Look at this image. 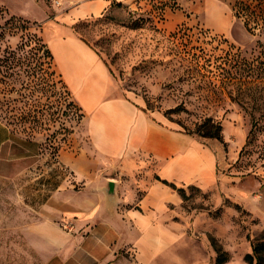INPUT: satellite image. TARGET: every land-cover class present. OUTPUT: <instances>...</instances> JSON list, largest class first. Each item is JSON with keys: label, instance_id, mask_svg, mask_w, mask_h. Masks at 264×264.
I'll use <instances>...</instances> for the list:
<instances>
[{"label": "rangeland", "instance_id": "rangeland-1", "mask_svg": "<svg viewBox=\"0 0 264 264\" xmlns=\"http://www.w3.org/2000/svg\"><path fill=\"white\" fill-rule=\"evenodd\" d=\"M85 1L0 0V123L11 134L0 156L30 155L19 165H0V264H49L32 246L30 226L49 221L40 209L50 193L52 152L57 160L63 152L94 159L79 105L55 67L47 70L32 38L45 42L57 18ZM120 1L72 26L109 68L115 94L143 97L148 111L182 134L206 117L222 125L221 141L186 134L213 154L214 171L199 169L194 182L178 185L185 191L177 208L182 236L156 264H215L210 236L229 257L223 264H248L251 242L264 240V131L245 145L250 116L229 98L218 64L237 50L257 55L264 36L252 21L246 28L247 18L233 9L236 0H176L163 10L149 0ZM213 13L216 26L208 21ZM41 73L49 85L39 83ZM178 105L172 119L164 115ZM69 170L59 169L53 182L79 189ZM61 226L75 231L71 219Z\"/></svg>", "mask_w": 264, "mask_h": 264}, {"label": "crops", "instance_id": "crops-1", "mask_svg": "<svg viewBox=\"0 0 264 264\" xmlns=\"http://www.w3.org/2000/svg\"><path fill=\"white\" fill-rule=\"evenodd\" d=\"M110 4L87 0L57 18L52 35H45L54 67L81 108L94 154L93 160L59 155L80 188L59 183L40 209L49 221L30 226L32 246L49 264H156L182 236V197L156 177L178 186L194 182L199 169L214 171L213 154L167 128L143 97L115 94L117 83L105 62L73 32L77 20L100 15ZM10 137L0 123V152ZM28 157L0 156V165H19ZM66 218L74 232L61 226Z\"/></svg>", "mask_w": 264, "mask_h": 264}, {"label": "trees", "instance_id": "trees-1", "mask_svg": "<svg viewBox=\"0 0 264 264\" xmlns=\"http://www.w3.org/2000/svg\"><path fill=\"white\" fill-rule=\"evenodd\" d=\"M149 1L153 6L161 10L164 9L168 2H176V0ZM114 5L121 6L122 1L112 0L110 6L112 7ZM233 9L238 16L242 15L247 18L244 24L248 30H250L249 22L252 21L254 22L255 27L258 28L260 35L264 36V0H252V3H248L246 0H236L235 7H233ZM76 26L77 24L73 25L74 30H76ZM21 27L26 28V24H22ZM32 38L39 46L38 49L43 50V54L48 60L46 65L47 70L53 69V55L46 42H44L37 34H32ZM22 45L28 46V44L24 42L22 43ZM257 47L258 54L251 58L241 56L240 52H238L237 50V52L229 53L228 56L226 58H223V60H221V62L218 64V67L221 70V81L224 88L227 89L229 98L231 99V101L238 103L250 116L251 127L248 132L245 145L252 144L256 134L264 131V40H258ZM44 72L48 76L49 74L51 76L55 75L54 70H51V72H47L45 70ZM38 80L39 83L49 85V82H47L48 80H46V77L43 73L38 76ZM65 87L67 86L65 85ZM179 109L180 105L176 106L173 109L166 110L164 112V115L169 119H172V113L179 111ZM79 111L81 113V116L83 117L81 108H79ZM184 133L197 135L204 138H214L220 141L223 139L222 125L219 121L213 119L212 117L204 118L203 120L195 124L193 130L185 129ZM57 156L58 153L54 151L52 152L50 158V191L57 188V186L59 185V181L53 182L52 180L56 179L59 175V169L62 171L69 170V168L59 164ZM70 172L72 174V171ZM156 178L167 184L171 188L175 189L181 195V197L184 198L185 191L182 187H179L176 184L165 179H161L158 176ZM209 240L217 253L215 264H223L228 261L229 257L227 253L221 248L215 237L210 236ZM244 260L248 264H264V240L252 241L251 252L244 255Z\"/></svg>", "mask_w": 264, "mask_h": 264}, {"label": "bare ground", "instance_id": "bare-ground-1", "mask_svg": "<svg viewBox=\"0 0 264 264\" xmlns=\"http://www.w3.org/2000/svg\"><path fill=\"white\" fill-rule=\"evenodd\" d=\"M217 19L218 18L213 13L211 14V16H209L208 21L216 26V24L219 22Z\"/></svg>", "mask_w": 264, "mask_h": 264}]
</instances>
